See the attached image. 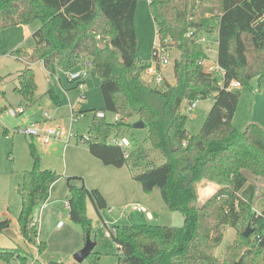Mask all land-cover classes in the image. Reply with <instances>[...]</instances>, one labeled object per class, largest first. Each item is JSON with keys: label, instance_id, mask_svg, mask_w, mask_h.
<instances>
[{"label": "trees", "instance_id": "obj_1", "mask_svg": "<svg viewBox=\"0 0 264 264\" xmlns=\"http://www.w3.org/2000/svg\"><path fill=\"white\" fill-rule=\"evenodd\" d=\"M138 2L0 0V35L7 27L41 23L25 67L16 73L15 90L25 102L33 100L37 82L32 65L37 61L52 75L91 66L101 80L104 110L122 116L118 122L94 116L87 135L91 154L106 165L125 166L130 157L108 138L120 136L136 117L148 129L151 146L165 156V162L149 163L134 177L147 192L159 188L167 206L186 217L185 223L115 225L118 264H264V234L257 237L264 229V211L256 213L259 188L246 174L264 179V127L250 122L238 129L233 124L240 93L229 87L232 81L248 85L255 77L264 87V0H149L158 38L179 51L175 82L165 80L158 86L142 79L149 64L139 58ZM215 30L217 62L226 71L223 84L206 70L209 47L200 40L202 33ZM55 90L51 84L57 102ZM208 97H213V106L199 132L191 134L182 105ZM30 150L35 162L23 172L19 226L23 238L34 243L39 230L31 222L61 176L40 168L34 143ZM76 180L84 181L78 175L67 180L69 215L87 236L92 226L87 199L97 211L107 207V200L99 189L77 185ZM209 183L216 190L201 201L200 189ZM10 225L8 218L0 221V233ZM227 227L235 228L236 236L219 259L212 249L222 242ZM248 228L253 232L245 236ZM38 247L42 254L44 242ZM14 259L27 264L30 256L19 246L0 247V262Z\"/></svg>", "mask_w": 264, "mask_h": 264}, {"label": "rangeland", "instance_id": "obj_2", "mask_svg": "<svg viewBox=\"0 0 264 264\" xmlns=\"http://www.w3.org/2000/svg\"><path fill=\"white\" fill-rule=\"evenodd\" d=\"M32 23V29L39 25ZM135 27L139 42V58L144 64L153 62V50L158 40L149 0H139L137 5ZM201 34L205 37L203 43L210 48V62L217 60L216 33ZM35 47V39L28 35L23 26H11L2 30L0 35V221L9 218L11 225L0 233V247H21L30 256L27 264H118L119 246L112 236L107 235L108 226L129 223H144L182 227L186 217L179 211L171 210L165 203L161 190L154 188L145 191L140 181L134 175L142 171L149 163L161 164L166 158L162 152L151 146L147 128H136L134 123L138 118H131L128 125L120 133L130 143L128 152L130 158L123 167L106 165L91 154L87 141H79L81 136H87L94 120L95 109L104 110V98L100 87V77L91 66L87 67L88 76L84 83V93L76 82H71L67 72L58 70L52 75L41 61L33 64L37 89L31 102H25L15 88L19 81L15 74L25 67L30 56L29 51ZM179 57L176 48L170 49V63L164 68L168 79H174V62ZM208 64V65H209ZM207 65V66H208ZM142 79L155 86L154 82L142 73ZM221 81V79H220ZM51 84H55L58 100L50 92ZM158 86V85H157ZM3 87V89H1ZM240 93L239 105L233 124L238 129H244L248 123H258L264 127V87L260 88L258 78H253L248 85L233 88ZM214 103L213 97L196 100V107L190 108L189 102H184L182 111L188 115L187 128L191 134H197L201 129ZM71 104L76 113L84 116L71 126L75 135L69 144L55 141L50 145L42 143L38 137L23 134L20 129L37 126L41 129L47 125L65 126L70 128ZM14 107L17 114L11 113ZM23 109V111H21ZM48 113V116L45 113ZM48 117H51L49 119ZM113 113L107 111V120L111 121ZM80 136V137H78ZM112 136V135H111ZM30 143H34L40 155V168L51 169L60 174V179L51 188L52 200L45 210L37 208L40 217L39 233L35 242L29 246L20 236L19 213L21 196L19 188L23 172L34 167ZM249 181L258 185L255 198L257 211H264V179L246 172ZM78 175L84 181H74L77 185L97 188L107 198V207L97 211L93 202L87 199L85 211L91 219V239L96 243L92 253L82 262H77L74 254L86 243V234L81 224L70 219L67 207L68 177ZM263 180V181H261ZM210 187V188H209ZM212 183L200 189V199L205 200L212 195ZM216 189V187H215ZM214 189V190H215ZM141 205L151 212L152 218L133 208ZM112 208V211H110ZM41 210V211H40ZM236 229L227 227L222 242L212 249V253L223 259L227 247L233 242ZM44 242L45 251L40 254L38 244ZM78 248L77 247H80ZM246 248L240 251L243 254ZM0 264H22L19 260L1 261Z\"/></svg>", "mask_w": 264, "mask_h": 264}, {"label": "built area", "instance_id": "obj_3", "mask_svg": "<svg viewBox=\"0 0 264 264\" xmlns=\"http://www.w3.org/2000/svg\"><path fill=\"white\" fill-rule=\"evenodd\" d=\"M202 42L206 41L204 37H201L200 39ZM170 63V48L167 45H164L161 40L158 38V40L155 42V48L153 50V62L149 64V66L145 69L146 75L154 82L156 85H161L164 83L165 78L163 75V69ZM206 70L213 74L214 76H218L221 79V84L224 83V76L226 74L225 69H223L219 63L214 61L213 63L209 64L206 67ZM68 78L71 82H76V86L79 87L83 91V96H85L84 90V83L86 81V78L88 76V70L87 68H79L77 70H72L67 72ZM230 88H239L241 87V83L239 81H232L229 85ZM196 106V101L191 103L190 108H194ZM23 111V109H21ZM12 114H17L14 107L11 108ZM48 116V113H45ZM84 114L76 113L75 108L72 105L71 106V123L70 128L65 126H50L47 125L45 128L41 129L37 126H28L20 129V131L25 135H31L33 137H38L42 143H45L46 145H50L54 143L55 141H62L66 145L70 143L72 138L75 136L71 130V126L78 122L80 118H82ZM95 117L98 118H106L107 112L105 110H95ZM51 119V117H48ZM122 119V116L118 113H113V118L111 122H118ZM80 137V136H78ZM89 138L88 136H81L78 138L79 141H87ZM108 142L113 143L115 145L121 146L125 150V156L127 158L130 157V153L128 152V148L130 147V143L126 137H120L116 135H112L108 138ZM48 205V200L44 201L41 204L40 209L43 210ZM69 208V204H66ZM133 208L137 211H140L142 213H146L148 218H152L151 212L147 211L145 207L141 205H134ZM256 213L260 214L259 211L256 209ZM40 222L39 215L36 214L33 221L31 222L32 226H37L38 230V224ZM115 233V227L114 226H108L107 229V235L112 236ZM261 234H264V229L262 232H260L257 237H260Z\"/></svg>", "mask_w": 264, "mask_h": 264}, {"label": "water", "instance_id": "obj_4", "mask_svg": "<svg viewBox=\"0 0 264 264\" xmlns=\"http://www.w3.org/2000/svg\"><path fill=\"white\" fill-rule=\"evenodd\" d=\"M134 127L143 128L144 127V122L142 120H138L136 123H134ZM252 232H253V229L252 228H248L245 231L244 234H245V236H249ZM95 245H96V243L94 241H92V239H91V233L88 232L87 236H86L85 245L74 254L75 260L77 262L84 261L92 253Z\"/></svg>", "mask_w": 264, "mask_h": 264}, {"label": "crops", "instance_id": "obj_5", "mask_svg": "<svg viewBox=\"0 0 264 264\" xmlns=\"http://www.w3.org/2000/svg\"><path fill=\"white\" fill-rule=\"evenodd\" d=\"M17 26H23L24 27V29H25V32L28 34V35H30V34H32V36H33V33L41 26V23L39 24V25H37V26H35V29L33 30L31 27H32V25L31 24H29V25H26V24H21V25H17ZM213 32H215L216 33V39H215V43H216V45L218 46V31L217 30H215V31H213ZM205 36L207 37L208 35H206L205 34ZM205 38V37H204ZM33 49H31L30 51H29V53H31V51H32ZM209 52H210V48H209ZM217 56H218V50H217ZM42 64H43V62H42ZM44 65V64H43ZM32 67H33V65H32ZM163 71H164V69H163ZM163 75H164V78H165V80H167V81H169V82H171V83H174L175 82V78L174 79H168L167 78V76L165 75V73L163 72ZM15 76H16V74H15ZM16 79V78H15ZM75 87H77V86H75ZM1 89H3V87H1ZM197 105V104H196ZM71 106H72V104H71ZM196 107V106H195ZM75 108V107H74ZM96 110V109H95ZM73 176V175H72ZM60 179V178H59ZM58 179V180H59ZM57 180V181H58ZM56 181V182H57ZM55 184V183H54ZM53 184V185H54ZM52 185V186H53ZM52 186H51V188H52ZM212 186L213 187H211L212 188V190H211V193H213L216 189H215V187H216V185H214V184H212ZM210 188V187H209ZM215 189V190H214ZM101 191V190H100ZM102 192V191H101ZM50 193H51V189H50ZM104 195V194H103ZM105 196V195H104ZM66 198H67V196H66ZM105 198H106V196H105ZM52 200V197H51V195H49V199H48V202L50 203V201ZM106 200H107V198H106ZM21 205H22V202H21ZM49 205H47L43 210H45L47 207H48ZM42 210V211H43ZM20 211H21V209H20ZM41 211V210H40ZM110 211H112V208H110ZM20 214V213H19ZM70 216V215H69ZM9 219V218H8ZM20 235H21V233H20ZM25 242H28V241H26L24 238H23V236L21 235L20 236ZM29 243V242H28ZM31 244L29 243V246H30ZM81 246L82 245H80V247H77V249L78 248H81Z\"/></svg>", "mask_w": 264, "mask_h": 264}]
</instances>
